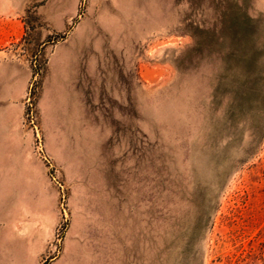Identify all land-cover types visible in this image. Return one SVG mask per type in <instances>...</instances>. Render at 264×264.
Here are the masks:
<instances>
[{"label": "rangeland", "instance_id": "rangeland-1", "mask_svg": "<svg viewBox=\"0 0 264 264\" xmlns=\"http://www.w3.org/2000/svg\"><path fill=\"white\" fill-rule=\"evenodd\" d=\"M0 264H264V0H0Z\"/></svg>", "mask_w": 264, "mask_h": 264}]
</instances>
